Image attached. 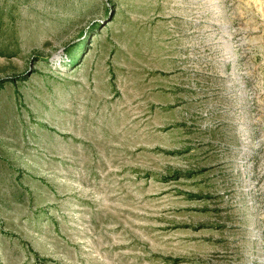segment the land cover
I'll use <instances>...</instances> for the list:
<instances>
[{
	"label": "rangeland",
	"instance_id": "1",
	"mask_svg": "<svg viewBox=\"0 0 264 264\" xmlns=\"http://www.w3.org/2000/svg\"><path fill=\"white\" fill-rule=\"evenodd\" d=\"M0 264H264V0H0Z\"/></svg>",
	"mask_w": 264,
	"mask_h": 264
}]
</instances>
